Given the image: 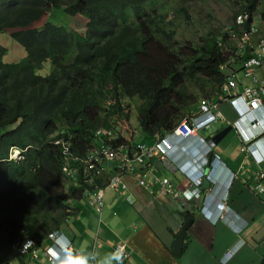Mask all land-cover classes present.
<instances>
[{"label":"trees","instance_id":"1","mask_svg":"<svg viewBox=\"0 0 264 264\" xmlns=\"http://www.w3.org/2000/svg\"><path fill=\"white\" fill-rule=\"evenodd\" d=\"M197 1L0 0V130L10 128L0 138V264L20 260L25 239L45 248L73 218L71 202L106 187L85 170L93 148L132 145L137 129L164 136L196 111L194 89L205 100L222 88L236 49L228 36L177 39L197 20ZM212 1L240 7L228 18L235 33L254 20L264 33V0ZM13 46L24 56L6 61ZM125 100L140 102L136 130ZM13 148L22 160H8Z\"/></svg>","mask_w":264,"mask_h":264},{"label":"crops","instance_id":"2","mask_svg":"<svg viewBox=\"0 0 264 264\" xmlns=\"http://www.w3.org/2000/svg\"><path fill=\"white\" fill-rule=\"evenodd\" d=\"M262 69L264 64L255 70V74L264 84ZM258 71L262 76H258ZM214 102L218 104L214 113H220L223 119L214 124V128L200 132L202 137L211 139L237 118L229 102L221 98ZM198 112L197 109L195 113ZM143 141L147 146L153 143L151 138ZM215 144L214 155L228 171L226 180L221 178L220 189L228 196L225 215L229 222L222 220L214 224L205 218L202 201L184 202L181 198L161 195L160 186L152 181L155 176L167 178L173 191L190 186L171 160L155 157L148 167L133 164L131 171L122 174L126 189L116 192L107 186L103 188L100 193L104 205L100 212L91 204L89 195L83 197L85 200L71 203L74 216L62 232L72 242L75 252L82 258H93L98 264H117L112 253L118 245H124L129 254L124 264H264V193L254 191L259 173H264V162L258 165L249 154L241 152V141L235 129L216 139ZM258 150L264 151V142ZM117 164L105 165H110L105 179L114 173ZM138 173L146 174L147 187L137 184ZM231 175L234 180L229 186ZM208 188L209 185L202 187L204 197ZM209 211L212 215L217 213L214 204L210 205ZM191 218L193 221L186 231L181 256L177 258L172 250L175 235ZM234 225L240 232L235 231ZM48 245L47 242L45 248L38 249L35 257L20 258L7 264H48L44 255ZM236 245H239L238 250L224 261L229 249ZM73 258L79 259L78 256Z\"/></svg>","mask_w":264,"mask_h":264},{"label":"built area","instance_id":"3","mask_svg":"<svg viewBox=\"0 0 264 264\" xmlns=\"http://www.w3.org/2000/svg\"><path fill=\"white\" fill-rule=\"evenodd\" d=\"M247 19V15H238L235 20L236 25L242 27ZM256 34L257 29L254 25H251L240 34L239 45L234 51V56L241 59L242 73L240 76L236 72H231L227 76L224 86L225 97L223 99L232 105L237 114L233 127L241 141V152L249 154L255 159L257 164H261L264 162V154H259L256 148L264 142V84L259 82L254 69L261 67L264 63V37L255 39ZM245 82L247 84H244ZM215 109H217L216 104L206 100L201 101L199 104V115H193L191 118L182 120L173 132L164 139H157L152 146L138 144L135 147L124 145L117 148H112L108 145L95 147L88 154V158L85 161L87 165L86 171H93L94 176L99 177L104 171L102 165L119 161L116 166L117 173L108 180V187L118 192L127 188L122 182V174L124 172L131 171L133 164L140 165L143 168L148 167L149 161L156 156L165 159L166 151L172 147L175 141L185 142L193 139L196 143L207 147L208 151H211L215 144L202 138L199 135V131L207 129L211 124L223 119L220 113L216 115L212 113V110ZM125 151L128 152L127 155L124 154ZM64 153H67V149L64 150ZM203 178V174L192 176L190 178L192 184L189 185V188L182 191H173L167 178L155 176L152 181L160 186L161 195L181 198L186 202L193 200V197L198 195ZM87 181L91 182V179ZM137 182L141 187H147L146 174L139 173ZM254 191L257 194L264 193V173L262 172L258 175ZM88 195L91 198V204L100 212L104 205L102 194L96 191L88 193ZM215 208L221 218H223L222 214L227 210L225 199L217 202ZM48 238L53 243L52 248L47 252L49 264H97L94 259L87 260L83 258L73 262L72 257L75 253L71 243L61 233L54 232L49 234ZM32 248L33 242L26 240L20 251L21 255L29 254ZM237 249V247L230 249L226 259ZM31 253L33 254L34 251ZM76 255L79 254L77 253ZM128 258L129 254L124 245H118L113 250V259L117 264H123Z\"/></svg>","mask_w":264,"mask_h":264},{"label":"clouds","instance_id":"4","mask_svg":"<svg viewBox=\"0 0 264 264\" xmlns=\"http://www.w3.org/2000/svg\"><path fill=\"white\" fill-rule=\"evenodd\" d=\"M239 15H247L248 16V14H239ZM248 20V19H247ZM247 22V21H246ZM245 22V23H246ZM235 23H236V21H235ZM251 25H254L255 27H256V29H257V34H256V37H255V39L256 38H260V37H264V34H263V32L256 26V24H255V22L254 21H252L250 24H249V26L245 29V30H242V31H240V34L243 32V31H246ZM243 26V25H242ZM239 27V26H238ZM264 64V63H263ZM262 64V65H263ZM226 67V68H225ZM260 68V67H259ZM222 69H223V71H224V73H225V75H226V78H227V76L231 73V72H236V73H238V74H240V76H241V73H242V67H241V59H239V58H236L235 56H234V54H233V56L231 57V59L229 60V62L226 64V65H224L223 67H222ZM256 69H258V68H256ZM256 69H254V72H255V70ZM256 75V74H255ZM257 77V76H256ZM241 78V77H240ZM258 78V77H257ZM225 82H226V80H225ZM225 82H224V84H223V86H222V88L221 89H223V91H224V86H225ZM260 82V81H259ZM246 83V82H245ZM261 83V82H260ZM247 84V83H246ZM225 97V93H224V95H222V96H220V98H221V100H224L223 98ZM215 99H217V98H214V99H205L206 101H210V102H212L213 104H216L217 106H218V104L217 103H215L214 102V100ZM204 100V99H203ZM202 100V101H203ZM225 101V100H224ZM201 102V101H200ZM200 102L198 103V105H197V107H198V111H199V104H200ZM228 102V101H227ZM231 105V104H230ZM232 106V105H231ZM215 110H217V109H215ZM215 110H212V113L214 114V115H216L217 113H214V111ZM236 113V112H235ZM197 116V115H199V112L198 113H195V114H191L190 116H188L189 118H191V116ZM237 115V114H236ZM184 119H187V118H184ZM183 119V120H184ZM237 119V118H236ZM219 120H221V119H219ZM218 120V121H219ZM217 121V122H218ZM236 121V120H235ZM216 122V123H217ZM216 123H213V124H211L210 125V127L209 128H207L208 130L209 129H211V128H214V124H216ZM234 123V122H233ZM233 123H231V125H229V126H231L232 127V129H235L234 127H233ZM179 124V123H178ZM177 124V125H178ZM176 125V126H177ZM175 126V127H176ZM175 129V128H174ZM174 129H172L171 131H169L166 135H164V136H154V138H152V140H153V143H152V145L155 143V141L157 140V139H159V138H162V139H164L166 136H168L171 132H173V130ZM204 130H206V129H201L200 131H199V135H200V132L201 131H204ZM237 132V131H236ZM238 134V133H237ZM201 136V135H200ZM202 137V136H201ZM202 138H204V139H206L207 141L209 140V141H212L214 144H215V141L213 140V139H211L210 137L209 138H207V137H202ZM134 142V141H133ZM139 144H141L140 142H139ZM138 145V143L136 144V145H124V146H129V147H135V146H137ZM143 145H145V144H143ZM151 145V146H152ZM260 145V144H259ZM258 145V146H259ZM147 146V145H146ZM258 146H257V151L259 152V154H264V151H259L258 150ZM215 147H216V144H215ZM215 147L211 150V151H208V148L207 147H205V146H203V145H201V144H199V143H196L193 139H189V140H187V141H185V142H179V141H175V143L172 145V147L169 149V150H167L166 151V155H165V159H161L159 156H156L158 159H160V160H162V161H169V160H171V162L176 166V168H177V170H179V171H181V173L184 175V177H185V181L187 182V184H192V182H191V177L193 176V177H195V176H197V175H199V174H203V181H202V185H201V187H200V191H199V193H198V195L197 196H194L193 197V200L194 201H202V203H203V207H202V215L205 217V218H207L208 220H210V221H212L214 224H216L218 221H222V220H224V222H226V221H230L229 220V218L228 217H226V212H223V214H222V216H223V218H221V215H219V212L217 211V213L216 214H214V215H212L211 214V212L209 211V207H210V205L211 204H216L217 202H219V201H221V200H223L224 201V199H225V203L227 202V199H228V196H227V193L226 194H224V192L225 191H221V189H220V187H221V183H222V180H221V178L223 177V179H224V181L226 180V176H225V174H227L228 175V171L227 170H225V169H223V163L219 160V158H217L215 155H214V149H215ZM66 148H64V150H65ZM15 151H17L18 152V157H19V159H18V161H20V160H22L23 159V157H22V155H21V151L20 150H18V149H16V148H13V149H11L10 151H9V159H10V157H12L13 156V152H15ZM65 155L66 154H68V153H64ZM250 156V155H249ZM250 157H252V156H250ZM155 158V157H154ZM252 159H253V161L255 162V159L252 157ZM87 160V159H86ZM85 160V161H86ZM85 161H84V165H85V170H86V167H87V165L85 164ZM119 161H115V162H112V163H118ZM256 163V162H255ZM111 164V163H110ZM119 164V163H118ZM117 164V165H118ZM106 164H104V165H102L103 167H104V171L101 173V175L100 176H102L101 178H104L105 179V176H103V175H105L106 174V172H107V168H109L108 166H110V165H108V166H105ZM116 165V166H117ZM258 165H260V164H258ZM138 166H140V165H138ZM141 167V166H140ZM67 173H68V170H67ZM117 173V170H116V167H115V171H114V173L111 175V176H113V175H115ZM263 173V172H262ZM139 174V173H138ZM110 176V177H111ZM123 176V175H122ZM110 177L108 178V179H105L106 180V182H107V187H108V180L110 179ZM160 178H164V177H160ZM233 180H234V175H231V177H230V180H229V183H228V185L230 186L231 184H232V182H233ZM204 181H207L208 182V185H209V188H208V191H207V195L204 197V192H202V187H203V182ZM123 182V181H122ZM124 183V182H123ZM125 184V183H124ZM137 184H138V182H137ZM126 185V184H125ZM139 185V184H138ZM140 186V185H139ZM110 188V187H109ZM102 189L103 188H101V189H99V190H97V192L99 191V193L102 191ZM113 190V189H112ZM119 192V191H118ZM203 193V194H202ZM256 193V192H255ZM102 194V193H101ZM257 194V193H256ZM86 195H88V194H86ZM89 199H90V201H91V198L89 197ZM193 200H190V201H193ZM186 208H188V205H186L185 206ZM233 228H235V231L236 232H240V229H239V227L237 226V227H235V225L233 226ZM55 232H58V233H61L70 243H71V247H72V249H73V251H74V255H73V257H76V256H78L79 257V259H81L82 257L80 256V254L78 253V252H75V250H74V248H73V244H72V242L64 235V233L62 232V231H55ZM52 233H54V232H52ZM52 233H50V234H52ZM49 236V235H48ZM48 236H47V242L50 244V245H48V248L44 251V255H45V258H46V260H47V263L49 264V261H48V256H47V252L49 251V249H51L52 248V245H53V243H52V241L51 240H49V238H48ZM26 240H30V241H32L33 242V248L30 250V252H29V254H26V255H21V253H20V251H21V249H22V246H23V244H24V242L26 241ZM235 247H237V248H239V245H236ZM41 247H38L36 244H35V242L33 241V240H31V239H25L23 242H22V244H21V246H20V248H19V257L20 258H30V257H32V256H36V253H37V250L38 249H40ZM232 249V248H231ZM230 250V249H229ZM238 250V249H237ZM32 251H34V253L32 254L31 252ZM229 252V251H228ZM227 252V253H228ZM236 252V251H235ZM234 252V253H235ZM79 254V255H76V254ZM233 253V254H234ZM232 254V255H233ZM231 255V256H232ZM112 256H113V253H112ZM230 256V257H231ZM72 257V260H73V262H77V261H75L74 260V258ZM226 257H227V255H226ZM226 257H225V259H224V261L226 260ZM229 257V258H230ZM83 259H85V258H83ZM91 259H93V258H91ZM228 259V258H227ZM87 260H89V259H87ZM115 261V260H114ZM98 264V263H97ZM124 264V263H123Z\"/></svg>","mask_w":264,"mask_h":264},{"label":"rangeland","instance_id":"5","mask_svg":"<svg viewBox=\"0 0 264 264\" xmlns=\"http://www.w3.org/2000/svg\"><path fill=\"white\" fill-rule=\"evenodd\" d=\"M197 7H201V9L199 10V12L197 13L196 16L193 17V20H196L195 23L193 25H187V26H182L181 28H179L177 30V39L180 42H184L183 39L186 40H198L201 36L205 35L207 33V31L209 32V30L213 29L214 31H218V32H223L225 35L228 36V43L226 44L228 47L232 48L233 45L234 47H238L239 45V39H240V32L235 33L234 31H232L230 29V24L231 22H229V17L232 15L233 11H238L240 9V7H235L234 10L232 11L231 6H227L224 4H219V3H214V1L212 0H205V1H197ZM57 13H59V11H56ZM256 26L261 30V26H259L258 22L256 20H254ZM71 25L74 27L75 30L77 31H82L83 29V20L82 19H77L76 21H74L73 23H71ZM264 34V33H263ZM185 40V41H186ZM4 42V43H3ZM9 40L6 38V36H3L2 38V43L8 47ZM11 42V41H10ZM12 44H14L12 42ZM11 44V46H12ZM15 45V44H14ZM9 53L7 55L6 61H18L21 58H23L24 54H23V48L21 47H10L9 49ZM264 71V69H262V72ZM258 76H262L261 75V71H258ZM194 89V88H193ZM194 92L200 96L199 101L201 99H204L201 92L197 89H194ZM212 95H210V99H214L217 98V96H222L224 95V91L223 89H220L218 91H215V93H211ZM124 105H129L131 112H132V116H131V120L130 123L132 124V126L135 128L136 130V126H137V107L140 105V102L138 100H130V101H123ZM198 105V104H197ZM197 105L194 107L196 108V111L198 109ZM193 109V108H192ZM195 111V112H196ZM192 113V114H195ZM187 116H190V114H186ZM138 128V127H137ZM10 128H5V129H1L0 130V138L2 136V134L6 133V131H8ZM111 136H108V139L111 140L113 137L116 138V132L113 131V134L110 133ZM143 133L137 129V132H135V136L136 138L134 139V144L142 141L141 143L145 144V142L143 140L145 139H149L148 137H143L142 136ZM143 138V139H142ZM104 145L101 142L102 146ZM13 156L10 157V160L16 161L18 162V155H15V152H13ZM71 172L74 171H69V174ZM72 181H69L68 184H70ZM82 200H85L84 198ZM73 203H75V201H72ZM71 202V203H72ZM78 202V201H77Z\"/></svg>","mask_w":264,"mask_h":264},{"label":"water","instance_id":"6","mask_svg":"<svg viewBox=\"0 0 264 264\" xmlns=\"http://www.w3.org/2000/svg\"><path fill=\"white\" fill-rule=\"evenodd\" d=\"M232 129V127H226V129H224L223 131H221L220 133H218L217 135H215L214 137V141L216 142V139L219 140L222 136H225V134H227V132H229ZM208 185L207 181L203 182V186L206 187ZM193 219H188L181 227V229L179 230V232L175 235V239H174V243H173V254L175 255V257L179 258L181 256V250H182V246H183V242L186 236V231L188 229V227L190 226V224L192 223Z\"/></svg>","mask_w":264,"mask_h":264},{"label":"bare ground","instance_id":"7","mask_svg":"<svg viewBox=\"0 0 264 264\" xmlns=\"http://www.w3.org/2000/svg\"><path fill=\"white\" fill-rule=\"evenodd\" d=\"M18 154V152L17 151H15V155H17ZM186 238V237H185Z\"/></svg>","mask_w":264,"mask_h":264}]
</instances>
